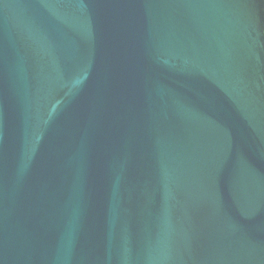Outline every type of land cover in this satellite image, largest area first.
Returning a JSON list of instances; mask_svg holds the SVG:
<instances>
[{"label":"water","instance_id":"water-1","mask_svg":"<svg viewBox=\"0 0 264 264\" xmlns=\"http://www.w3.org/2000/svg\"><path fill=\"white\" fill-rule=\"evenodd\" d=\"M0 264H264V0H0Z\"/></svg>","mask_w":264,"mask_h":264}]
</instances>
